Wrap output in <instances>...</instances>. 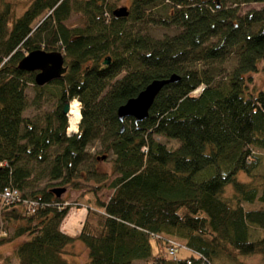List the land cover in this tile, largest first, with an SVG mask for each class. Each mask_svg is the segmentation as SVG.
Wrapping results in <instances>:
<instances>
[{
    "label": "trees",
    "instance_id": "obj_1",
    "mask_svg": "<svg viewBox=\"0 0 264 264\" xmlns=\"http://www.w3.org/2000/svg\"><path fill=\"white\" fill-rule=\"evenodd\" d=\"M12 1L0 0V243L26 236L13 249L17 264H68L72 236L59 223L70 205L54 184L92 194L77 234L89 264H264V174L254 153L264 150V88L248 86L257 62L264 67V4L237 7L264 0H128L124 15L112 13L121 0H29L18 14ZM72 13L81 20L68 26ZM151 25L176 30L155 37ZM33 49L61 52L64 73L35 84L34 71L17 67ZM171 73L179 78L145 118L118 119L119 104ZM47 83L55 107L39 125L22 115L24 88L37 102ZM73 98L82 120L68 134L62 105ZM93 140L112 154L106 199L78 177ZM40 163L54 183L26 194ZM4 188L15 197L3 201ZM25 199L36 201L32 210Z\"/></svg>",
    "mask_w": 264,
    "mask_h": 264
},
{
    "label": "rangeland",
    "instance_id": "obj_2",
    "mask_svg": "<svg viewBox=\"0 0 264 264\" xmlns=\"http://www.w3.org/2000/svg\"><path fill=\"white\" fill-rule=\"evenodd\" d=\"M12 1V0H11ZM29 0H13V11L15 14H18L21 12L22 8L27 4ZM128 0H121V5H127ZM264 4L263 1H251L247 3H240L238 7V13H243L247 9L251 8H260ZM80 16L78 13H72L69 18L65 20V24L68 26L71 25H77L80 23ZM176 29L173 26H160V25H151L148 26L146 31H148L151 35L155 37H160L163 34H171ZM233 65V60L231 57L223 64L224 70L223 72L227 73L231 66ZM123 73L121 71L118 75L120 76ZM202 85H199L196 87L192 92L197 93L200 90V87ZM249 87L258 89V88H264V67L261 62H257V68L256 70L250 72V81L248 84ZM54 88L55 84L53 83H47L43 88V94L41 98L37 102H33V95L34 91L32 89V86L28 84L24 88V92L26 94L27 99V105L22 110V115L25 117H29L31 120L37 122L39 125H43V117L46 115H51V112L53 108L55 107V96H54ZM35 98V96H34ZM76 99V98H73ZM71 99V100H73ZM70 100V101H71ZM69 101V106H70ZM78 107H79V101L76 99ZM67 120V126L69 125L68 116L67 113L64 112ZM82 120V116L80 115V120L78 122V126L80 125ZM66 133L70 134L71 132L67 131V128L65 129ZM156 139L164 142L169 147H174L176 145V142L171 138H166L161 135H155ZM102 146L99 143L98 140H93L90 143L86 145V151L87 156L85 161H82L78 166V177L83 178L89 182H94L95 184L100 185V190L96 193L97 196L100 199H106L108 195L111 192V188L108 186L109 180L113 177V174L110 170V160L109 158L112 156L111 152H105L101 151ZM106 153V156L101 157ZM255 155H258L255 157V159H258V164L256 167V172L264 174V150L263 151H256L254 152ZM249 160L253 161L254 156H250L248 158ZM44 164H34V173L35 175H38V177H30V185L23 189L22 191L28 194L31 190H36L41 187H43L45 184L49 186L50 184L54 183V180L47 179L45 173H43L42 166ZM95 172H91V171ZM245 176L244 172L241 170H238L236 172V177L239 180H244L243 177ZM53 186H61L59 184H54ZM225 189H231L230 184L225 185ZM229 190H225V194L229 192ZM229 194V193H228ZM61 197L64 199L62 202L63 204H69V208L67 209L66 213L62 217L59 228L64 231L65 233L72 236L71 241L66 245L65 253L63 254V257L67 260L68 264H89L87 260V250L84 246L83 242L77 237L79 228L81 226L82 220L84 218L86 206L94 205V201L92 199V194L90 192L84 193L81 195L80 190H75L72 188H66L65 191L61 192ZM3 223V222H2ZM0 222V227L3 226ZM7 231H11V228H6ZM26 238L25 235L16 237L14 239L5 241L0 243V264H17L16 257L13 253V249L15 245ZM155 245L152 242L151 247L153 248ZM153 251L155 249L153 248ZM181 253H185V250L183 249H177V255L181 256ZM243 260L248 263H255L259 262V259L255 255H248L243 257ZM133 264H143V261L135 260Z\"/></svg>",
    "mask_w": 264,
    "mask_h": 264
},
{
    "label": "water",
    "instance_id": "obj_3",
    "mask_svg": "<svg viewBox=\"0 0 264 264\" xmlns=\"http://www.w3.org/2000/svg\"><path fill=\"white\" fill-rule=\"evenodd\" d=\"M112 13L114 15H124L126 14V7L121 5L112 10ZM262 58L264 59V49L262 51ZM108 61V58L103 60L104 63H108ZM17 67L23 70L34 71L33 81L37 85L58 77L66 69L61 52L57 50L45 51L43 49L28 51L18 60ZM178 78L179 76L176 73H171L166 77L152 78L135 95L128 97L117 106L116 115L118 119L122 120L124 117H131L133 121H139L145 118L148 108L160 88L167 83L176 81ZM68 104L69 102H65L62 105L63 112L67 111ZM64 189L63 186H53L51 191L55 194H60Z\"/></svg>",
    "mask_w": 264,
    "mask_h": 264
},
{
    "label": "bare ground",
    "instance_id": "obj_4",
    "mask_svg": "<svg viewBox=\"0 0 264 264\" xmlns=\"http://www.w3.org/2000/svg\"><path fill=\"white\" fill-rule=\"evenodd\" d=\"M66 113L69 121V125L67 126V131L73 133L77 130L78 122L80 120V115H81L76 99L70 101V106L68 104V109ZM5 199L8 200V196H6ZM170 244H172V242H170Z\"/></svg>",
    "mask_w": 264,
    "mask_h": 264
},
{
    "label": "built area",
    "instance_id": "obj_5",
    "mask_svg": "<svg viewBox=\"0 0 264 264\" xmlns=\"http://www.w3.org/2000/svg\"><path fill=\"white\" fill-rule=\"evenodd\" d=\"M15 190H8L7 188H4L3 191L1 192V197L3 201H8L9 199H12L15 197ZM8 196V200L5 199V197ZM23 203L29 208V210H32L34 205H36V201L31 200V199H25ZM170 252L173 254V250L169 249Z\"/></svg>",
    "mask_w": 264,
    "mask_h": 264
}]
</instances>
